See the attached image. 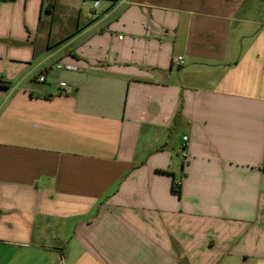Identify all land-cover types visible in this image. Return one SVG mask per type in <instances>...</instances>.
Returning <instances> with one entry per match:
<instances>
[{"label":"crops","instance_id":"obj_1","mask_svg":"<svg viewBox=\"0 0 264 264\" xmlns=\"http://www.w3.org/2000/svg\"><path fill=\"white\" fill-rule=\"evenodd\" d=\"M0 264H264V0H0Z\"/></svg>","mask_w":264,"mask_h":264},{"label":"built area","instance_id":"obj_2","mask_svg":"<svg viewBox=\"0 0 264 264\" xmlns=\"http://www.w3.org/2000/svg\"><path fill=\"white\" fill-rule=\"evenodd\" d=\"M98 1H95V3H94V8H96L97 7V5H98ZM185 64V61H184V59H183V57H174L173 59H172V65H174L175 67H181V66H183ZM56 69H64V70H72V71H76L77 70V67H75V66H72V65H68V64H58V65H56ZM36 80L38 81V82H44L45 81V76H43V75H39L37 78H36ZM60 87L61 88H64V87H66V84L65 83H63V82H61L60 83ZM186 138L184 137V140H185Z\"/></svg>","mask_w":264,"mask_h":264},{"label":"trees","instance_id":"obj_3","mask_svg":"<svg viewBox=\"0 0 264 264\" xmlns=\"http://www.w3.org/2000/svg\"><path fill=\"white\" fill-rule=\"evenodd\" d=\"M3 1H10V0H3ZM172 188L174 189L175 192L181 194V181L178 183L174 181Z\"/></svg>","mask_w":264,"mask_h":264},{"label":"rangeland","instance_id":"obj_4","mask_svg":"<svg viewBox=\"0 0 264 264\" xmlns=\"http://www.w3.org/2000/svg\"><path fill=\"white\" fill-rule=\"evenodd\" d=\"M47 80H48V81H47L48 84H50L52 87H54V80H53V78H52V77H48ZM52 84H53V85H52ZM44 87L47 88V87H48L47 84H44Z\"/></svg>","mask_w":264,"mask_h":264}]
</instances>
